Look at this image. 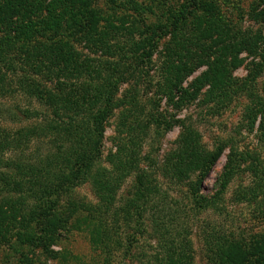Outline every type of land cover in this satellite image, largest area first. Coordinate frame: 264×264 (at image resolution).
<instances>
[{"label":"trees","instance_id":"1","mask_svg":"<svg viewBox=\"0 0 264 264\" xmlns=\"http://www.w3.org/2000/svg\"><path fill=\"white\" fill-rule=\"evenodd\" d=\"M185 1L179 11L156 17L137 0H0V93L38 109L17 111L15 119L33 123L0 136V252L9 248V264L66 261L54 248L72 232L87 235L100 264H194L191 235L179 228L181 203L162 192L159 176L185 189L192 213L218 211L246 157L231 147L218 192L204 196L202 183L226 146L207 150L189 119L163 115L160 104L181 112L206 88L209 101L234 96V88L243 89L233 81L234 70L251 59L242 85L262 70L264 34L218 18H192L202 0ZM149 15L155 21L146 25ZM247 16L264 25V0H254ZM147 68L158 75L147 83L154 93L144 115L139 84ZM257 104L247 113V130L253 132L261 116L257 132L264 141V99ZM118 109L125 111L114 150L104 156L106 128ZM174 126L180 134L158 176L143 155L144 142ZM30 143L37 145L36 156L3 159L4 152ZM83 185L94 203L77 195ZM257 195L264 198V178L240 196ZM261 213L264 219V206ZM202 243L206 264H264V235L248 242L211 230Z\"/></svg>","mask_w":264,"mask_h":264},{"label":"rangeland","instance_id":"2","mask_svg":"<svg viewBox=\"0 0 264 264\" xmlns=\"http://www.w3.org/2000/svg\"><path fill=\"white\" fill-rule=\"evenodd\" d=\"M254 0H202L198 10L192 14L193 17H202L221 19L227 26L235 25L240 29H252L254 31L261 30L264 34V25L259 26L252 22L248 16V7ZM145 8H149L154 12L156 17L162 12L179 11L186 4L185 0H137ZM98 8L103 14L108 15L104 5L99 4ZM154 15H149L145 24L154 23ZM139 21L144 23V19L139 18ZM140 25V24H139ZM142 26V25H140ZM186 35H191V25L189 24L185 30ZM181 37V36H180ZM170 37L164 38L159 45V51L167 45ZM240 58H246L242 54ZM256 62V61H255ZM251 59H246L244 65L232 72L233 81L237 85L243 86V89L234 88V96L227 99H215L209 101L208 88L201 91L197 101L185 108L181 112H175L165 106L164 101L160 104V111L163 115H170L174 120L185 121L190 120L192 128L201 138L202 145L207 150H213L216 146L224 145V150L217 164L204 179L201 186V193L206 197H212L218 192L220 187V178L223 174V169L227 163V156L230 153L231 147L243 157L244 162L241 164V170L237 176L233 178L226 188L223 198L220 202L218 211H208L202 214L192 213L190 203L186 199L185 189L179 185H173L164 178L159 176V168L163 163L165 156L175 148V143L180 134V128L174 126L170 131L163 134L160 139L148 138L144 143L143 155L150 157L148 164L152 171L159 176V183L162 187V192L176 196L181 203V221L179 228H184L191 235L192 247L194 252V264H206L205 253L202 243V235L204 232L210 233L211 230L218 231L221 234L241 238L251 242L255 237L264 235V219L261 213L264 206V198L262 196L242 198L244 192L251 188L256 189L257 185H261V179L264 178V141L257 132L259 120L257 118L253 132L247 130L248 120L247 113L253 109L257 103L264 99V65L258 75L253 80L249 79L243 84L247 78V74L251 71ZM148 78H145L139 84L140 102L145 107L144 115L150 109V102L153 100L154 88L147 83H154L157 80V68H147ZM205 68L199 69L187 81L186 85L191 83L194 78L199 76ZM150 87H149V86ZM184 84L183 87H186ZM247 89V90H246ZM207 96V97H206ZM221 102H220V101ZM31 112L37 111V106L20 97H4L0 93V136L4 133H14L17 129L29 126L33 123L31 120L15 119L17 111ZM124 109H118L113 118L110 119L106 132L104 143V156H107L110 151L114 150L112 139L117 136L118 125L121 123V116ZM21 117V115H19ZM37 145L34 143L28 144L25 149L10 150L4 152L3 159L19 158V156L28 157L35 155ZM107 168V163L104 164ZM130 180L124 183L117 194V198L121 201L126 198L130 189ZM77 195L81 199L95 202L88 185H83L77 190ZM154 245V244H151ZM8 249H2L0 252V264H9ZM61 254H66V261L45 260L44 257L36 258L41 264H100L98 257L91 251L88 242V237L83 232H72L69 235H64L60 238L59 246L54 248ZM12 264V263H11Z\"/></svg>","mask_w":264,"mask_h":264}]
</instances>
